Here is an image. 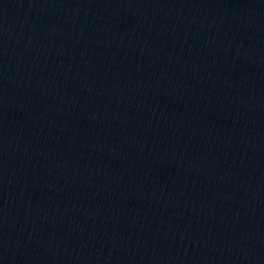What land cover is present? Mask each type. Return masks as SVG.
<instances>
[{
  "label": "water",
  "instance_id": "95a60500",
  "mask_svg": "<svg viewBox=\"0 0 264 264\" xmlns=\"http://www.w3.org/2000/svg\"><path fill=\"white\" fill-rule=\"evenodd\" d=\"M0 264H264V0H0Z\"/></svg>",
  "mask_w": 264,
  "mask_h": 264
}]
</instances>
